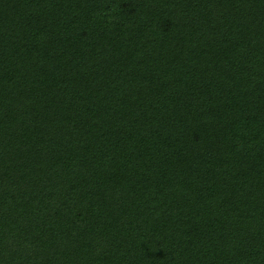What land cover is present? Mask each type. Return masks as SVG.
<instances>
[{"label": "trees", "instance_id": "1", "mask_svg": "<svg viewBox=\"0 0 264 264\" xmlns=\"http://www.w3.org/2000/svg\"><path fill=\"white\" fill-rule=\"evenodd\" d=\"M0 264H264V0H0Z\"/></svg>", "mask_w": 264, "mask_h": 264}]
</instances>
